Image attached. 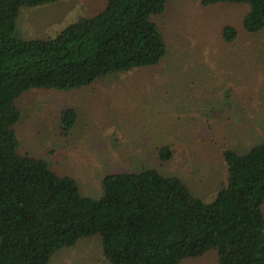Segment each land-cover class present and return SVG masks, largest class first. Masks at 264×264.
Returning a JSON list of instances; mask_svg holds the SVG:
<instances>
[{
    "label": "trees",
    "instance_id": "obj_1",
    "mask_svg": "<svg viewBox=\"0 0 264 264\" xmlns=\"http://www.w3.org/2000/svg\"><path fill=\"white\" fill-rule=\"evenodd\" d=\"M57 1L0 0V264H50L59 251L93 238L105 264H183L212 251L217 264H264V139L219 148L225 180L215 182L211 197L197 195L178 173L160 170L173 161L169 144L153 146V161L128 159L104 170L96 198L83 195L73 176L22 152L16 127L23 95L67 93L151 70L168 52L154 19L171 0H107L53 38L15 36L23 9ZM200 4L244 8L242 31H264V0ZM238 36L231 25L219 33L228 46ZM77 123V113L64 109L61 137L73 135ZM241 128L235 132L248 127Z\"/></svg>",
    "mask_w": 264,
    "mask_h": 264
},
{
    "label": "rangeland",
    "instance_id": "obj_2",
    "mask_svg": "<svg viewBox=\"0 0 264 264\" xmlns=\"http://www.w3.org/2000/svg\"><path fill=\"white\" fill-rule=\"evenodd\" d=\"M106 1L58 0L23 9L15 36L53 38L78 19L97 14ZM200 3L171 0L166 13L154 19L168 50L156 68L72 92L23 95L16 127L22 152L73 176L83 195L96 198L104 170L128 159L153 161V146L169 144L173 161L160 170L178 173L197 195L210 192L211 197L215 182L225 180L219 148L264 139V31L255 36L242 31L244 8H202ZM225 25L239 32L231 46L219 37ZM67 108L77 113L78 126L66 139L58 123ZM241 117L249 121L242 123ZM243 126L248 128L235 132ZM50 264L105 263L93 238L59 251ZM183 264H217V256L212 251Z\"/></svg>",
    "mask_w": 264,
    "mask_h": 264
}]
</instances>
